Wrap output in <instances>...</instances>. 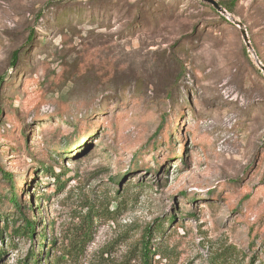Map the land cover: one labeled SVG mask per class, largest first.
Listing matches in <instances>:
<instances>
[{"label":"rangeland","instance_id":"374dc122","mask_svg":"<svg viewBox=\"0 0 264 264\" xmlns=\"http://www.w3.org/2000/svg\"><path fill=\"white\" fill-rule=\"evenodd\" d=\"M261 68L264 0H0V264H264Z\"/></svg>","mask_w":264,"mask_h":264},{"label":"trees","instance_id":"16d2710c","mask_svg":"<svg viewBox=\"0 0 264 264\" xmlns=\"http://www.w3.org/2000/svg\"><path fill=\"white\" fill-rule=\"evenodd\" d=\"M236 0H230L228 2H218L219 5L228 13L233 15L234 14V5H235ZM33 33L30 35L29 41L32 40ZM18 61V56L16 54L12 55V59L10 61L11 66H15ZM1 86V83H0ZM4 87H0V103L2 100V90ZM1 106V105H0ZM3 111V108L0 107V113ZM59 118H62L59 116ZM77 123L79 121H76ZM14 134H15V129H13ZM25 132V131H24ZM23 132V134H24ZM23 134L21 135L22 137ZM26 144V143H24ZM154 149V147L152 148ZM40 166L46 165L47 167L45 169H42L43 171L49 172V165H47L46 162L40 161L39 162ZM43 168V167H42ZM0 176L2 179L5 180V183L8 186V192L9 195H2L0 199V219L2 220L3 226L2 229H0V240H2V233L6 232L9 228V237H17V238H23V239H32L35 234V226L36 222L34 221L33 217H31V210L24 206V201L21 198V193L25 190L24 187L21 189H17V185H14V182L12 181V176L11 174L7 173L3 167L0 165ZM55 181L59 179V176L54 175ZM24 184V183H23ZM19 190V191H18ZM5 208H1L4 206ZM7 206V208H6ZM20 222V223H19ZM150 231H147L144 233V244L142 247V253L141 257L143 260V264H150V249L148 245V239L150 236ZM44 240L45 237H41V241L38 244V246L43 247L44 245ZM46 253L48 251H45ZM40 256L42 253L39 254ZM30 259L32 260L31 264H40V256L36 254L35 252H30L28 254ZM2 258V250H0V259Z\"/></svg>","mask_w":264,"mask_h":264},{"label":"water","instance_id":"95a60500","mask_svg":"<svg viewBox=\"0 0 264 264\" xmlns=\"http://www.w3.org/2000/svg\"><path fill=\"white\" fill-rule=\"evenodd\" d=\"M197 1H200V2H203V3H207V4H210L216 11L220 12L221 14H224V15H227L228 16V13L219 5L218 2L214 1V0H197ZM232 22L237 26L239 27L240 29V32H241V36L243 38V41L248 49V51L252 52L253 53V49L250 45V42L248 40V36H247V33H246V30L244 28V26L240 23V22H237L235 20H232ZM256 63H258V59L256 57ZM262 71L264 72V68H261Z\"/></svg>","mask_w":264,"mask_h":264}]
</instances>
